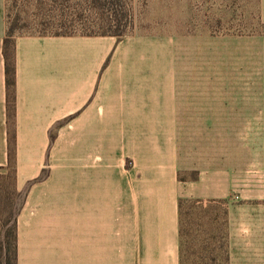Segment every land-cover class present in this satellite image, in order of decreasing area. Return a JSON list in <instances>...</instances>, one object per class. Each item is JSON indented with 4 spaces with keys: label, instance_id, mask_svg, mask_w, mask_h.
I'll list each match as a JSON object with an SVG mask.
<instances>
[{
    "label": "crops",
    "instance_id": "0c3cea01",
    "mask_svg": "<svg viewBox=\"0 0 264 264\" xmlns=\"http://www.w3.org/2000/svg\"><path fill=\"white\" fill-rule=\"evenodd\" d=\"M6 35L0 0L1 176ZM152 42L15 38L18 264H180L181 200L264 204V44L213 77L178 70L170 42L162 67Z\"/></svg>",
    "mask_w": 264,
    "mask_h": 264
},
{
    "label": "rangeland",
    "instance_id": "374dc122",
    "mask_svg": "<svg viewBox=\"0 0 264 264\" xmlns=\"http://www.w3.org/2000/svg\"><path fill=\"white\" fill-rule=\"evenodd\" d=\"M6 18L15 37L99 35L109 29L105 20H114L112 30L123 34L117 40L153 41L145 45V53L158 54L162 67L167 66L170 42L178 70H201L213 77L217 71L226 75L235 69L233 64L246 70L248 60L250 68L257 67L254 62L258 64L264 44L260 0H6ZM243 36L254 40L236 39ZM253 50L254 62L247 54ZM9 186L0 180V194L10 193ZM22 198L10 196L12 210L21 206ZM260 205H207L199 264H264ZM2 212L0 218L6 216Z\"/></svg>",
    "mask_w": 264,
    "mask_h": 264
},
{
    "label": "trees",
    "instance_id": "16d2710c",
    "mask_svg": "<svg viewBox=\"0 0 264 264\" xmlns=\"http://www.w3.org/2000/svg\"><path fill=\"white\" fill-rule=\"evenodd\" d=\"M101 0H92L98 4ZM108 24V30H104L99 35H82V36H112L118 39L123 38V34L112 30L114 20H105ZM53 36H73L68 34H56ZM15 34L14 27L7 23V35L4 40V58L7 85V112H8V128H9V163L6 175H0V180L9 182L10 193L1 195L0 210L6 212L5 217L0 218V264H18V234H17V218L22 209L24 202V194L18 192L15 188V136L13 134L14 119V90H15ZM4 184V183H3ZM23 195L21 206L12 210V200L10 196ZM221 204L228 205L227 201L216 200H181L179 202V236H180V264H199L203 246H202V230L205 226L203 220L204 209L207 205ZM2 212V213H4Z\"/></svg>",
    "mask_w": 264,
    "mask_h": 264
}]
</instances>
